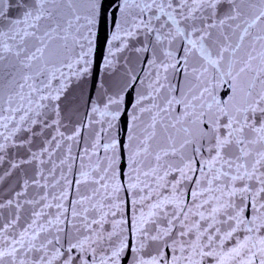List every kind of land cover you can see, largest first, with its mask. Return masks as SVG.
<instances>
[{
	"label": "water",
	"instance_id": "obj_1",
	"mask_svg": "<svg viewBox=\"0 0 264 264\" xmlns=\"http://www.w3.org/2000/svg\"><path fill=\"white\" fill-rule=\"evenodd\" d=\"M0 264H264V0H0Z\"/></svg>",
	"mask_w": 264,
	"mask_h": 264
}]
</instances>
